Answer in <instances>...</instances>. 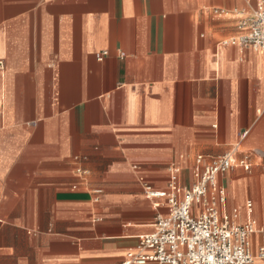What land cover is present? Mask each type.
Masks as SVG:
<instances>
[{
	"label": "crops",
	"instance_id": "1",
	"mask_svg": "<svg viewBox=\"0 0 264 264\" xmlns=\"http://www.w3.org/2000/svg\"><path fill=\"white\" fill-rule=\"evenodd\" d=\"M261 2L0 0V264H124L169 213L146 188L227 154L264 264V53L225 43Z\"/></svg>",
	"mask_w": 264,
	"mask_h": 264
},
{
	"label": "built area",
	"instance_id": "2",
	"mask_svg": "<svg viewBox=\"0 0 264 264\" xmlns=\"http://www.w3.org/2000/svg\"><path fill=\"white\" fill-rule=\"evenodd\" d=\"M215 13L229 15L226 10ZM238 19L240 35L225 43L264 53V2L253 14ZM195 165L191 186H183L180 170L173 168L168 191L146 188L148 198L167 201L169 213L157 216L154 233L141 238L139 251L129 253L124 264H254L251 238L262 230L254 220L238 224L240 210L226 211L227 193L218 183L220 175L236 168L250 171V158L198 156ZM251 209L248 203V212ZM258 258L264 261V248Z\"/></svg>",
	"mask_w": 264,
	"mask_h": 264
}]
</instances>
